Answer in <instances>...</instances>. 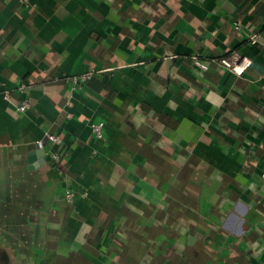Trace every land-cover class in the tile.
Returning a JSON list of instances; mask_svg holds the SVG:
<instances>
[{"label": "crops", "instance_id": "0c3cea01", "mask_svg": "<svg viewBox=\"0 0 264 264\" xmlns=\"http://www.w3.org/2000/svg\"><path fill=\"white\" fill-rule=\"evenodd\" d=\"M0 264H264V0H0Z\"/></svg>", "mask_w": 264, "mask_h": 264}, {"label": "built area", "instance_id": "2783aa9c", "mask_svg": "<svg viewBox=\"0 0 264 264\" xmlns=\"http://www.w3.org/2000/svg\"><path fill=\"white\" fill-rule=\"evenodd\" d=\"M236 28H240L239 23H236ZM247 40L251 44L258 43L259 34L256 32H252ZM215 59L223 68L237 75L242 74L252 65L251 58L248 55L238 50H233V52H230L227 55H220L218 58L216 57ZM192 62L194 65H196L202 70H207L209 68V64L207 62L202 61L198 56H194ZM92 74H93L92 71L84 72L79 74L78 76L66 77V81L74 85H79V83L87 81L92 76ZM19 86H20L19 87L20 91H23L24 88L26 87L23 82H21ZM29 106L30 105L28 103V100L24 98L21 100L20 105L18 106V110L22 112L23 110L27 109ZM87 121L90 124L92 136L94 137V139L96 140L102 139L104 137L105 123H103V121H99V122H91L90 120ZM47 137L52 143L61 144V139L58 136L49 134L47 135ZM51 157L55 162H57L61 157V153L53 152L51 154ZM75 199H76V194L71 189H66L64 191L63 201H65L68 204H73L75 202Z\"/></svg>", "mask_w": 264, "mask_h": 264}, {"label": "trees", "instance_id": "16d2710c", "mask_svg": "<svg viewBox=\"0 0 264 264\" xmlns=\"http://www.w3.org/2000/svg\"><path fill=\"white\" fill-rule=\"evenodd\" d=\"M227 54H229V53H226V52H225V53H223V54H221V55H227ZM219 56H220V55H219ZM219 56H217V58H218Z\"/></svg>", "mask_w": 264, "mask_h": 264}]
</instances>
